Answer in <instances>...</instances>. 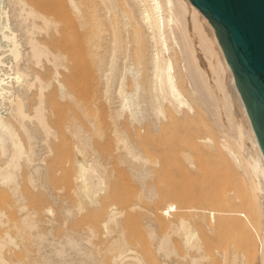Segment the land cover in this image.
Listing matches in <instances>:
<instances>
[{"label":"bare ground","instance_id":"bare-ground-1","mask_svg":"<svg viewBox=\"0 0 264 264\" xmlns=\"http://www.w3.org/2000/svg\"><path fill=\"white\" fill-rule=\"evenodd\" d=\"M28 1L0 0V227L7 228L12 223L10 228L17 227L16 234L19 232L14 237L8 227L4 230L8 232L0 233L3 235H0V264H105L92 243L95 232L66 231L60 237L52 233L58 223L54 207H60L57 216L65 225L84 210L85 201L92 203L104 190L106 176L104 160L94 146L95 137L101 135L96 124L97 111L93 110V114L89 103L63 85L62 73L69 72V64H74H68V53L55 52L48 44L60 34L62 38L83 39L100 81V96L110 112L114 147L122 153L117 160L127 165L131 177L139 182L142 198L154 201L157 197L155 188L147 184L154 177L150 165L157 162H151L129 140L126 131L119 129L118 120L125 113L131 117L130 121L141 126L145 135H154L160 131L168 108L177 116L184 112L194 114L197 102L211 114L222 132L245 130L253 159L242 161L225 138L220 145L250 180L245 194L263 222L259 264H264V157L233 72L208 19L189 0H41L44 4H37L45 5L42 10L33 6L36 2ZM51 8L57 12L54 14ZM131 34L134 60L130 57ZM61 36L58 38L62 43ZM178 60L179 71L175 68ZM45 72H49L50 78H44ZM180 78L185 82L184 89L180 87ZM129 83L132 91L125 89ZM52 84H56L59 98L73 105L87 124L71 117L63 127L71 149V158L67 160L71 169H77L75 173L72 170L74 179L70 177L76 184L74 204L50 186L55 172L51 174L48 161L55 155L52 143L60 138L48 122L45 106L46 93ZM203 141L212 143L210 138ZM185 160L192 167L191 157L186 155ZM30 191L50 201L48 208L40 210L44 219L39 217L40 212L29 209ZM14 211L20 214L18 222L14 218L9 220L8 215ZM116 211L107 214L103 224L107 232L111 225H120L117 220L122 213ZM192 216H196L194 212ZM179 218L173 222L171 234L182 239L183 259L188 264H201L207 255L203 254L199 233L188 221ZM12 221H16L15 225ZM153 223L148 221L146 228L159 255L167 259L162 260L163 264H178L168 261L176 254L170 247L169 235L160 237ZM206 228L210 231V227ZM8 246L21 249L25 261L10 260L13 257L9 255L7 259L4 249ZM120 247L118 240L112 239L102 252L114 254ZM116 252L113 264L140 263L135 255ZM218 256L224 264L229 262L226 251ZM239 262L242 264V260Z\"/></svg>","mask_w":264,"mask_h":264},{"label":"rangeland","instance_id":"rangeland-1","mask_svg":"<svg viewBox=\"0 0 264 264\" xmlns=\"http://www.w3.org/2000/svg\"><path fill=\"white\" fill-rule=\"evenodd\" d=\"M28 2H36L33 6L36 5L35 7L38 6L37 9L41 8V10L45 6L41 0H29ZM38 2L43 3L42 7H40L41 3L37 4ZM50 10L51 12L54 10V13L57 9L51 8ZM66 36L73 37L69 33H66ZM58 37H53L54 40L48 42L49 47L55 52H64L65 55L68 53L66 56L70 59L69 62L67 61L68 64L71 63V65L76 66L69 64L70 74H67L69 72L62 73L61 81H66L63 82V85H66L69 90L87 104L89 103V106L91 105L93 114L95 113L93 110L97 111L96 124L101 135L95 137L94 146L98 155L104 160L105 165H109H107L109 168L105 189L92 200V203L87 202L88 200L85 201L84 210L65 225H62V218L57 216L60 207H54L57 211L55 217H57L58 223L53 227L54 231L51 228L52 233L60 237L66 231L69 233L87 231L86 234H89L88 230H91L92 234L95 232L92 243L95 248L97 247V251L101 252L100 259L105 264L113 262V255L118 250L124 251L128 255L137 256L140 263L134 261L136 264H163L162 260L167 261V259L162 258L161 254L159 255L158 249L153 245L154 243L149 238L146 228L147 222L152 220L156 227V234L160 237L169 235L170 247L176 254H172L168 261L188 264L187 260L183 259L185 249H183L182 239L171 234L173 222H177L181 217L199 233L203 254L207 255V259L201 264H224L218 256L221 251L228 253L229 262L227 264H240L239 260H242V264H259L263 222L259 213L249 205V200L245 194L250 180L241 169L234 165L220 145L221 139L225 138L238 152L242 161L253 159L254 154L247 146L249 141L245 130H240L242 133L239 131L234 133L222 132L211 114L199 106L197 102H195L196 111L194 114L184 112L177 116L168 108L166 110L167 117L162 120L160 131L154 135H145L141 131V126L136 124V121H130L132 120L131 117L125 113L118 120L117 125L121 127L119 129L126 131L129 140L137 144L141 152L152 160L151 162H157V164L150 165L154 171V177L147 181L148 186L155 188L157 197L154 201L144 199L139 195L141 186L138 181L136 183V180L131 177L128 166L120 164V161L117 160L122 153L116 152L114 147L116 139H114L113 132L111 133L113 127L112 120L109 118L110 112L105 100L100 96L102 93V89L99 87L100 81L97 73L94 72V67L92 68L83 39L75 36L74 38L65 37V39L62 38L64 37L62 35L61 43V39ZM129 40L130 43L133 42L132 34ZM130 54V57L133 56L131 60H134L136 53L132 43ZM175 68L179 71V60L177 65L175 62ZM48 73L45 72L44 78L47 76L50 78ZM71 73H74L73 77ZM182 79L180 78V87L183 88L185 82H182ZM125 89L132 91V85L126 84ZM49 90L45 97L47 118L49 124L58 132L60 137L57 143H52L55 155L51 157L52 160L49 159L48 161L51 174L55 172L52 180H50V186L53 191L55 189L54 192L58 193L60 197L66 198L74 204L77 202L73 195L76 184L72 182V179H74V173L77 169L73 166L71 169L70 161H68L71 158V149L67 144L63 127L71 117H78L84 125L87 124L73 105L59 98L56 84H52ZM207 138L212 140L211 144L204 143L203 140ZM186 155L191 157L192 167L186 162ZM67 157H69L68 160ZM248 169L249 167L246 165L245 170ZM49 203L50 201L46 200L44 195L41 197L40 193L30 191L29 209L31 208V210L41 214L43 209L50 206L51 203ZM113 209L122 213L117 220V222L120 221L118 226L120 228L111 225L109 232H107L104 230L103 224L108 218L107 214ZM14 212L12 215H8L9 220L14 221L15 219L18 222L20 214L15 212V215ZM192 212L195 213V217L192 216ZM40 214L39 217L42 216L43 218V215ZM8 216L7 218H9ZM10 224L12 223L7 225L9 230L8 227H0V233L2 234L7 229L12 236L16 237L19 233L16 234L17 227L13 228L11 225L10 228ZM206 226L210 227V231L207 230ZM112 239L118 240L121 245L120 249L115 250L114 254L102 252L108 247ZM20 250L8 246L4 249V252L6 251L5 257L8 259L9 255V257H13V259L9 258L10 260L21 261L22 259L25 261L24 254L21 255Z\"/></svg>","mask_w":264,"mask_h":264},{"label":"water","instance_id":"water-1","mask_svg":"<svg viewBox=\"0 0 264 264\" xmlns=\"http://www.w3.org/2000/svg\"><path fill=\"white\" fill-rule=\"evenodd\" d=\"M210 22L264 157V0H189Z\"/></svg>","mask_w":264,"mask_h":264},{"label":"crops","instance_id":"crops-1","mask_svg":"<svg viewBox=\"0 0 264 264\" xmlns=\"http://www.w3.org/2000/svg\"><path fill=\"white\" fill-rule=\"evenodd\" d=\"M105 104H106V103H105ZM106 106H107V104H106ZM103 163H104V161H103ZM104 165H105V163H104ZM107 165H108V164L105 165V166H106V176H107L108 168H109V167H108L109 165H108V166H107ZM106 176H105V182H106ZM105 182H104V183H105ZM105 187H106V183H105ZM105 187H104V189H105ZM75 201H76V200H75Z\"/></svg>","mask_w":264,"mask_h":264}]
</instances>
